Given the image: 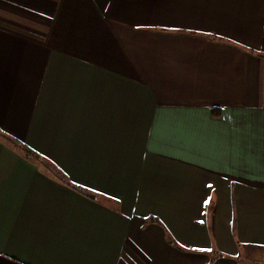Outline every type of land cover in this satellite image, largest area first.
Masks as SVG:
<instances>
[{"label":"crops","instance_id":"1","mask_svg":"<svg viewBox=\"0 0 264 264\" xmlns=\"http://www.w3.org/2000/svg\"><path fill=\"white\" fill-rule=\"evenodd\" d=\"M251 247L264 0H0V264H247Z\"/></svg>","mask_w":264,"mask_h":264},{"label":"rangeland","instance_id":"2","mask_svg":"<svg viewBox=\"0 0 264 264\" xmlns=\"http://www.w3.org/2000/svg\"><path fill=\"white\" fill-rule=\"evenodd\" d=\"M247 254L243 250L241 253L242 260L247 264H264V248L262 247H251L247 249Z\"/></svg>","mask_w":264,"mask_h":264},{"label":"snow or ice","instance_id":"3","mask_svg":"<svg viewBox=\"0 0 264 264\" xmlns=\"http://www.w3.org/2000/svg\"><path fill=\"white\" fill-rule=\"evenodd\" d=\"M206 203H207V201H206Z\"/></svg>","mask_w":264,"mask_h":264}]
</instances>
